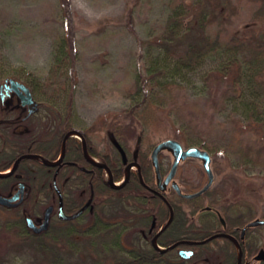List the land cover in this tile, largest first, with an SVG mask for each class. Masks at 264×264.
Returning <instances> with one entry per match:
<instances>
[{
    "label": "trees",
    "instance_id": "obj_1",
    "mask_svg": "<svg viewBox=\"0 0 264 264\" xmlns=\"http://www.w3.org/2000/svg\"><path fill=\"white\" fill-rule=\"evenodd\" d=\"M59 1L61 7L69 3L67 0ZM208 5V0H193L189 4L176 3L169 8L164 21L150 33L138 62L133 64L135 91L130 94L132 104L125 109L124 114L131 123L139 127L141 134L148 132L165 134L168 126L174 125L177 126L180 137L177 140L183 145L198 146L216 156L224 155L244 168L264 170V105L261 102L264 101V0L258 2L250 21L235 34H224L221 29H215L211 25ZM73 36L74 32L70 31L68 24L63 25L56 34L53 41V60L46 79H43V74L38 70L22 69L14 75L29 85L33 92L37 87L53 90L60 85L66 93L71 88L70 95L65 98L68 113L74 108V86L67 81L68 67L73 64L71 53L76 49ZM219 53H224L226 60L207 73L203 83L205 85H210L214 81L221 83L223 88L220 103L224 106L232 103L244 124L238 131L227 133L223 140L211 139L208 131L201 129L190 114L182 113L183 107L180 103L182 84L188 74L200 67L207 58ZM198 90L199 94H203L205 87L198 86ZM247 132L251 134V142L244 137V133ZM125 145L129 151L127 163L136 161L141 172L133 171L127 184L116 189L108 186L105 172H102L101 177V170L97 169V179L101 178L103 182L100 190H96V196L105 194L117 197L118 200L124 196L126 198L123 199L130 204L137 201L131 196L149 193L144 184L153 185L155 170L145 148H139L134 157L131 146L128 143ZM9 146L10 152L0 153V172L11 168L14 160L28 152L39 153L51 161L57 158L56 153L51 152L52 146L34 145L31 151L27 150V145ZM118 158L117 161L121 163L119 154ZM30 163L33 166H30ZM124 169L123 164L113 166L115 181L123 179ZM167 170L168 167L161 163L163 175ZM17 172L29 185L30 194L19 207L8 208L0 205V264H16L19 257L24 259L23 264H62L66 254L77 250L79 242L93 236L111 238L110 245L101 243L95 249L89 248L90 242H84L82 247L89 251L90 256L97 259L96 264H194L201 258L202 249L206 247L202 244L184 245L196 251L194 257L185 260L178 256L175 249L160 251L152 244L154 235L170 217L168 204L159 196L151 199V205H148L149 214L155 213L157 222L150 234L136 235L131 230L127 231L124 227L125 219L130 220L135 214L121 215L118 208L113 210L115 212L110 217L95 218L92 224L90 221L82 222L88 219L86 215L67 221L53 218L47 231L35 233L27 226L23 210L36 215L48 204L58 203L55 190L58 180L57 166L26 158L20 162ZM17 180L14 174L0 177V192L7 191ZM188 192L194 191L190 189ZM66 194L65 211L72 215L77 209L75 202L72 201L71 190L69 189ZM212 195L213 190L210 189L197 199L179 198L177 203L172 202L174 218L159 236L158 244L168 247L180 240L202 241L212 235L217 225L208 218L207 213H204L205 216L202 215L200 220L195 219L203 200H208L207 205L217 207L218 203ZM165 196L170 202V195ZM184 206L191 208L193 218L187 217L183 211ZM222 208L227 215L229 209L225 206ZM145 214L139 213L142 216H146ZM227 216L229 229L243 225V222L230 218L231 214ZM203 217H207V220ZM151 223V218L139 221V225L143 227L146 224L145 227H149ZM125 232L128 236L134 238L137 236L135 241L128 239L130 248L122 243ZM240 244L242 245V242ZM26 249H30L32 253L26 255L24 253ZM253 251L251 247V253ZM210 262L232 264L231 260L226 259L225 253L210 257Z\"/></svg>",
    "mask_w": 264,
    "mask_h": 264
},
{
    "label": "rangeland",
    "instance_id": "obj_2",
    "mask_svg": "<svg viewBox=\"0 0 264 264\" xmlns=\"http://www.w3.org/2000/svg\"><path fill=\"white\" fill-rule=\"evenodd\" d=\"M192 1L67 0V6L61 7L59 0H0V82L7 76L15 78L16 72L22 69L38 70L46 79L53 60V41L62 26L68 24L70 31L74 32L76 46L71 53L73 64L68 67L70 74L67 75V81L74 86L76 123L81 126L90 124L102 135L111 131L114 136L116 132L124 131V140L133 147L141 136L151 152L159 142L180 137L174 125L168 126L165 134H141L139 127L126 118L124 111L131 106L130 94L135 91L133 64L138 62L150 33L164 21L169 8L176 3L189 4ZM208 1L211 25L224 34H235L250 21L261 0ZM226 58L224 53L207 58L188 74L180 94L182 113L190 114L201 129L208 131L211 139L223 140L227 133L238 131L244 125L232 103L227 106L220 103L222 84L214 81L206 84L210 86L208 89L203 83L204 76ZM198 86L205 87L203 94H199ZM62 89L60 85L53 90L37 87L34 95L42 104L53 105V112L59 113L66 96L72 91L70 88L66 93ZM261 102L264 105V101ZM45 113L49 111H42ZM244 137L251 142L249 132L244 133ZM165 156H168L170 166L173 157L167 151L162 152V157ZM211 157L214 173L212 198L217 201V206L230 205L233 209L227 215L233 214L237 221L264 219V170L241 167L224 155L211 154ZM180 166L176 181L183 190L190 188L196 192L205 186L208 178L200 160L189 159ZM6 173L8 170L2 174ZM136 237L125 232L122 243L130 248L128 239L135 241ZM84 242H90L89 248L95 249L101 243L110 245L111 238L88 237L78 243L77 250L65 255L62 264H96L97 259L82 247ZM222 243L218 240L216 246ZM24 253L29 255L32 251L26 249ZM219 253L223 255L225 252L222 249ZM23 263L22 257L17 258L16 264ZM210 263L200 258L194 264Z\"/></svg>",
    "mask_w": 264,
    "mask_h": 264
},
{
    "label": "flooded vegetation",
    "instance_id": "obj_3",
    "mask_svg": "<svg viewBox=\"0 0 264 264\" xmlns=\"http://www.w3.org/2000/svg\"><path fill=\"white\" fill-rule=\"evenodd\" d=\"M8 79H14L27 85L25 82L10 76H7L3 79L2 82H0V153L1 151L10 152L11 147L9 145L12 144L14 146L27 145V150L29 151L33 150L32 148L34 147V145L37 147L52 146L53 148L51 149V152L56 153L57 155L56 160L51 161L49 160V158H45L39 153L28 152L14 160L13 166L16 161L22 156L38 155V158H26L41 160L42 162L43 159H45L51 163L55 162L54 165L57 166L58 180L55 190L57 193L58 203L48 204L39 213H36V215H32L24 209L23 214L25 215V217L30 216L34 218L36 223H39L44 216L46 208H48L49 206H53L54 209L51 213V220L53 218L60 219L59 207L62 203V209L65 215L72 216L78 214L76 218L86 215L87 218L91 219L90 223L92 224L95 218L110 217L112 215L111 211L118 208L120 209L121 215H126L127 213L135 214L132 219H125V229L127 231L131 230L136 234L144 235L145 233H152L157 224L155 213H152L151 215L149 214L150 208L148 205H151V199L154 200V197L156 196L162 197V199L167 204L169 203L173 207L174 211L173 203H177L179 198L182 197L179 196L178 193L172 188L171 183L167 186L164 192L160 191V189H158L157 187L156 173L155 182L153 183V185L144 184L149 193H139L131 196L135 200H137L135 203L129 204L125 199H123L126 198L124 196L119 200L117 199V197H112L105 194H99L98 196H96V190H100L102 185L101 183L103 182L101 178L97 179V169L101 170V177L102 172H105V180L107 181L108 186L113 187L112 181L117 186H120L124 183L120 188L124 187L127 184V182L129 181V177L133 171L137 170L139 173L141 172L139 164L136 161L127 163V154L129 151L128 147L125 145V143L127 144V142L126 140H124V132H116V135H114L116 138L114 139L111 131L108 132V135L106 133L102 135V133L99 134V132H96L94 126H91L90 124L85 126L78 125L75 120L74 108L72 112L68 113L69 109L67 107V100H65L64 106L59 109L60 112L54 113L52 110L53 105L42 104L40 101H38L35 98V92H33L31 87L27 85L31 90L33 100L37 103L35 111L32 112L31 104L27 103L26 99L24 98L25 92L20 87H14L10 81H7ZM42 111H49V113L42 114ZM107 138H109V141L106 140ZM139 138L140 139L139 141H137L138 143L136 146L133 147L130 145L133 156L136 157L139 148H145L148 151L151 159V153L155 146L150 152L149 149L144 145V142L141 140V136H139ZM183 147L187 148L184 145ZM118 154L121 157V163L117 161L119 159ZM169 154L172 156L171 153ZM189 159L195 158H188L186 160ZM159 161L160 166L161 163H163L169 168V173L173 161L169 166L168 156L162 157V153L159 155ZM20 162L18 163V168ZM132 163L137 164L138 167L133 166L130 170V173L128 174V166ZM181 163L179 164L176 175L174 177L175 181L177 174L181 170ZM120 164H123L125 166V174L122 180L115 181L112 168L113 166H120ZM29 165L33 166L32 163H30ZM17 170L13 174L18 180L8 188L7 193L0 192V194L4 196L18 195L19 198H21L22 195H25V201L30 194V187L25 181L22 180V175L19 174ZM166 176L167 175L165 173L163 175V178H165ZM126 179L127 181L125 183ZM21 183L24 184L23 188L20 187ZM69 189L72 193V201L75 202V208L77 209V212L72 215L66 213L64 205L65 196L67 195L66 192ZM181 190L183 193H192L188 192L190 188H185V190L181 188ZM166 194L170 195V202L166 198ZM199 197L193 199H197ZM22 203L16 207H19L20 205H22ZM205 203L206 200L200 202L201 208L197 212L196 217H198L200 220L202 218V215L204 213H207L209 215V219H212L215 222L217 221L218 226H216V228L212 231V235L208 236L207 238L214 235L219 236L202 243V245H206V247L202 249L201 259H203L205 262L210 263V257H216V255H218L219 252L223 249V251L226 250V259L231 260L232 264H264V260H256V256L262 250L264 251V245H262L264 241V230L261 231L262 229H264V225L246 228L247 224L250 221L243 222L241 220V222H243V225H238L233 227L232 229H229L227 222L228 216L224 213V209L222 208V206L211 207L209 205H206ZM224 206L229 210L233 209L230 205ZM143 208L145 209V211H142ZM183 211L187 215V217L191 216L190 207L184 206ZM140 212H145L146 216L139 215ZM220 215L224 219L225 223L221 221ZM233 217L234 215L231 214L230 218L235 219ZM145 218L152 219V223L149 227H145L147 224L144 225V227L139 225V221ZM203 219L207 220V217H204ZM92 229L94 230V227H92ZM157 233L154 235L153 239L155 238ZM218 240H222L223 243L218 245L217 247L216 245ZM240 242H242V245L240 244ZM233 243L235 244L234 247ZM184 245L189 246L191 244L188 243L179 245L178 247L174 248L175 252L181 259L183 258L185 260H190L192 257H194L196 251L193 248L186 247ZM251 247L254 250L253 253H251ZM191 250L194 251V253L192 256H190V258H184V256H182L181 251Z\"/></svg>",
    "mask_w": 264,
    "mask_h": 264
},
{
    "label": "water",
    "instance_id": "obj_4",
    "mask_svg": "<svg viewBox=\"0 0 264 264\" xmlns=\"http://www.w3.org/2000/svg\"><path fill=\"white\" fill-rule=\"evenodd\" d=\"M7 81H10L14 87H20L25 92L24 98L26 99L27 103L31 104L32 112H34L36 109L37 103L33 100V96H32L30 88L27 85H25L24 83L16 81L14 79H8ZM164 151L171 153L173 156V163L171 165L169 173L167 174V176L165 178H163V175L161 173V166H160V161H159V155ZM26 157L38 158V155H27V156L20 157L16 161V163L14 164V166L10 170V172L8 174L0 173V177L7 176L9 174H13L18 168V163L21 160L25 159ZM188 158H195V159L200 160L202 162L203 168H204V170L207 174V178H208V181L205 184V186L202 187L197 192H194V193H183L179 184L174 180V177L176 175L179 164ZM151 161H152V164L154 166L155 173L157 176V187H158V189H160V191L164 192L166 190L167 186L171 183L172 188L178 193L179 196H181L184 199H193V198L199 197V196L203 195L204 193H206L212 187V185L214 183V173H213V170L211 168V164H212L211 154L207 150L202 149L200 147L191 146L188 148H184L182 143L179 142L178 140L166 139V140H163V141H161L155 145V147L151 153ZM43 162L47 165H54L55 164V163H51L45 159H43ZM134 165H136V164L132 163L128 166V174L130 173V170L132 169V167ZM126 181H127V179L125 180V183H126ZM112 184H113V187L120 188L124 183L120 186H117L112 181ZM20 187L23 188L24 184L21 183ZM24 198H25V195H22V197L19 198L18 195L4 196V195L0 194V205L8 207V208H13V207H16L19 204H21L24 201ZM168 205H169V209H170V213H171L169 220L167 221L165 226H163L160 229V231L157 233V235L153 239V244L160 251H166L169 249H174V248H176L182 244H188V243L191 245L202 244L206 241H209V240L219 236V235H214V236H211V237L207 238L206 240H202V241L182 240V241H178V242L174 243L173 245H171L167 248L159 247L156 244L159 235L170 225V223L172 222V220L174 218L173 207L169 203H168ZM53 209H54L53 206H49L48 208H46L44 216L41 219V222H39V223H36L33 218H31L30 216H27L26 217L27 226L31 230H33L35 233H41V232L47 231L49 226H50L51 213H52ZM59 216H60V219H62V220H69V219L76 218L78 216V214L72 215V216L65 215L63 212L62 203H61V205L59 207ZM220 219L223 223H225V221L221 217V215H220ZM263 225H264V219H254L247 224L246 228L247 227L263 226ZM245 229H244V231H245ZM193 253H194V251H192V250L191 251H181V254H182V256H184V258H190V256L193 255ZM239 253H240V251H239ZM256 260H264V251L263 250L256 256Z\"/></svg>",
    "mask_w": 264,
    "mask_h": 264
}]
</instances>
